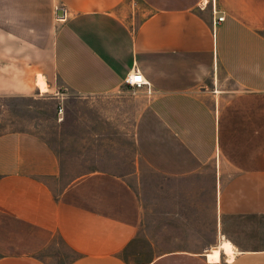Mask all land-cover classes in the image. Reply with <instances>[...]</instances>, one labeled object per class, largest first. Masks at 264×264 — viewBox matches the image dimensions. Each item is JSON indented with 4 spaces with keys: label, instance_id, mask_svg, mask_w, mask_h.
<instances>
[{
    "label": "crops",
    "instance_id": "obj_1",
    "mask_svg": "<svg viewBox=\"0 0 264 264\" xmlns=\"http://www.w3.org/2000/svg\"><path fill=\"white\" fill-rule=\"evenodd\" d=\"M0 52L93 118L0 135V264H264V0H0Z\"/></svg>",
    "mask_w": 264,
    "mask_h": 264
},
{
    "label": "rangeland",
    "instance_id": "obj_2",
    "mask_svg": "<svg viewBox=\"0 0 264 264\" xmlns=\"http://www.w3.org/2000/svg\"><path fill=\"white\" fill-rule=\"evenodd\" d=\"M22 64L23 60L0 58V135L29 130L46 137L60 153L63 147L77 148L80 122L93 121L78 118L85 103L69 94L56 77L49 80V91L41 93L37 87V75L41 72L28 74ZM71 165L78 167L74 161Z\"/></svg>",
    "mask_w": 264,
    "mask_h": 264
},
{
    "label": "built area",
    "instance_id": "obj_3",
    "mask_svg": "<svg viewBox=\"0 0 264 264\" xmlns=\"http://www.w3.org/2000/svg\"><path fill=\"white\" fill-rule=\"evenodd\" d=\"M218 20L223 21L224 17H219ZM124 83L130 89L140 90L144 87H147L148 92H151L150 84L147 82V80L137 67L133 68V70L126 76Z\"/></svg>",
    "mask_w": 264,
    "mask_h": 264
},
{
    "label": "bare ground",
    "instance_id": "obj_4",
    "mask_svg": "<svg viewBox=\"0 0 264 264\" xmlns=\"http://www.w3.org/2000/svg\"><path fill=\"white\" fill-rule=\"evenodd\" d=\"M38 83L40 84L41 92L45 93L48 91V87L45 81L41 79V76L38 77Z\"/></svg>",
    "mask_w": 264,
    "mask_h": 264
}]
</instances>
